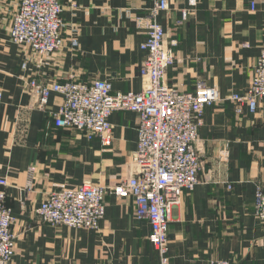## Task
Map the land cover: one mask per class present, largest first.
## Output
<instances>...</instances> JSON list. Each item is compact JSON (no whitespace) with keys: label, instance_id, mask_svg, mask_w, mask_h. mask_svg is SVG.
<instances>
[{"label":"crops","instance_id":"crops-1","mask_svg":"<svg viewBox=\"0 0 264 264\" xmlns=\"http://www.w3.org/2000/svg\"><path fill=\"white\" fill-rule=\"evenodd\" d=\"M156 1L61 0L65 48L32 59L10 41L17 1L0 0V180L8 182L0 190L16 218L13 264H159L151 224L136 215L131 198L106 195L99 231L44 224L36 215L47 195L63 186L90 181L110 187L131 176L138 115L112 114L114 140L104 148L98 138L56 127L62 95L52 93L41 109L27 88L32 79L51 85L74 75L84 83L109 81L115 93L141 92L147 36L134 18ZM167 1L170 9L159 22L167 39L177 41L167 83L184 93L203 82L216 86L222 99L205 109L199 129L200 184L170 214V264H264V228L254 215L256 189L264 183V101L256 113L242 106L238 114L228 99L251 82L264 40V0H198L183 25L188 0Z\"/></svg>","mask_w":264,"mask_h":264},{"label":"built area","instance_id":"built-area-1","mask_svg":"<svg viewBox=\"0 0 264 264\" xmlns=\"http://www.w3.org/2000/svg\"><path fill=\"white\" fill-rule=\"evenodd\" d=\"M9 29L10 41L29 50L31 58L55 56L65 48L61 0H16ZM188 8L181 11L179 25L195 12L198 0H188ZM255 4H252L254 9ZM72 8L75 5L72 4ZM170 9L167 0H157L143 16H136L138 28L145 30L147 40L142 45L146 57L140 67L141 92L115 93L106 80L84 83L74 75L62 83L46 85L29 80L27 88L39 108L48 105L52 93L63 96V105L53 114L56 127L76 130L92 140L98 138L104 148L113 144V126L109 122L117 112L138 115V147L134 173L118 184L104 187L90 181L70 188L63 186L50 192L36 209L41 223L71 229L100 230L106 213V195L118 199H133L136 215L149 221V241L159 264H170L169 218L174 207L182 202L185 193H192L200 184L203 169L199 129L207 107L222 101L219 89L201 82L194 92H180L169 86L168 70L176 63V40H168L159 22L161 13ZM78 46L77 40L71 47ZM24 64V68H26ZM3 96L0 92V101ZM256 113L264 101V40L254 68L251 82L242 94L228 98ZM6 179L0 186L6 187ZM255 217L264 228V183L257 186ZM16 218L7 204V194L0 190V264H13L16 238L13 227ZM211 264H232L230 260H214Z\"/></svg>","mask_w":264,"mask_h":264}]
</instances>
